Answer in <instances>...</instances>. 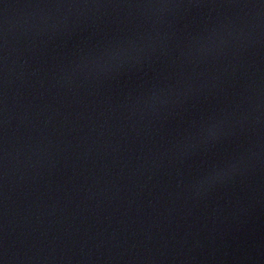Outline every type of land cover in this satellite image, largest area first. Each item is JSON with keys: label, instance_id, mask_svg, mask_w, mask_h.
Wrapping results in <instances>:
<instances>
[{"label": "water", "instance_id": "95a60500", "mask_svg": "<svg viewBox=\"0 0 264 264\" xmlns=\"http://www.w3.org/2000/svg\"><path fill=\"white\" fill-rule=\"evenodd\" d=\"M0 264H264V0H0Z\"/></svg>", "mask_w": 264, "mask_h": 264}]
</instances>
